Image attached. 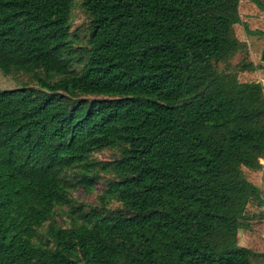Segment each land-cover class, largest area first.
<instances>
[{"label":"trees","instance_id":"trees-1","mask_svg":"<svg viewBox=\"0 0 264 264\" xmlns=\"http://www.w3.org/2000/svg\"><path fill=\"white\" fill-rule=\"evenodd\" d=\"M237 25L264 41V0H0V264H264Z\"/></svg>","mask_w":264,"mask_h":264},{"label":"rangeland","instance_id":"rangeland-1","mask_svg":"<svg viewBox=\"0 0 264 264\" xmlns=\"http://www.w3.org/2000/svg\"><path fill=\"white\" fill-rule=\"evenodd\" d=\"M73 17H74L72 21L73 28H75L76 26L81 27L83 20H82V16L79 14L78 8H74ZM259 18H261V16H259ZM242 28H243L242 25H237L233 28L235 30V35L237 39L246 42L253 62L255 64H261V66L264 67V63L261 62L260 60V54L264 45V41L255 36L246 35L244 29ZM257 76L259 81L264 80V70L263 69L257 70ZM23 82L25 83V80ZM19 86H20L19 78L7 77L0 72V89L10 90V89H15ZM105 156L106 155L101 154L98 157L104 160ZM261 163H263L264 166V162L261 161ZM97 188H99V185ZM74 197H76L80 201H87V202L92 201L94 199L93 195L90 196L86 195L82 191V189H78V191L74 193ZM246 214L248 216H251L252 214L254 215L258 214V216L262 218L261 220H259L260 223H258L256 227H259V235L264 240V207H258L256 203L250 204L247 208ZM57 222L59 224H63V220H61L59 217L57 218ZM246 243H247V238L244 236L242 231H239L237 244H239V246L245 247L247 245Z\"/></svg>","mask_w":264,"mask_h":264},{"label":"water","instance_id":"water-1","mask_svg":"<svg viewBox=\"0 0 264 264\" xmlns=\"http://www.w3.org/2000/svg\"><path fill=\"white\" fill-rule=\"evenodd\" d=\"M260 60L264 63V48L261 50Z\"/></svg>","mask_w":264,"mask_h":264},{"label":"built area","instance_id":"built-area-1","mask_svg":"<svg viewBox=\"0 0 264 264\" xmlns=\"http://www.w3.org/2000/svg\"><path fill=\"white\" fill-rule=\"evenodd\" d=\"M262 87H264V80L260 81Z\"/></svg>","mask_w":264,"mask_h":264}]
</instances>
